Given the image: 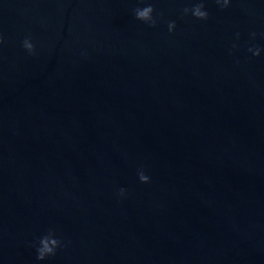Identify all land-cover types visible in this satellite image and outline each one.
Wrapping results in <instances>:
<instances>
[{"label":"water","instance_id":"water-1","mask_svg":"<svg viewBox=\"0 0 264 264\" xmlns=\"http://www.w3.org/2000/svg\"><path fill=\"white\" fill-rule=\"evenodd\" d=\"M196 2L0 0V264H264V0Z\"/></svg>","mask_w":264,"mask_h":264},{"label":"clouds","instance_id":"clouds-1","mask_svg":"<svg viewBox=\"0 0 264 264\" xmlns=\"http://www.w3.org/2000/svg\"><path fill=\"white\" fill-rule=\"evenodd\" d=\"M216 4L219 6L221 10L224 8H227L229 5V0H215ZM134 16L136 20H139L150 27H154L156 25V19L153 16L154 8L151 4H148L147 6L143 8H135L134 10ZM191 13L192 17H194L197 20H207L208 19V12L205 9V3L204 0H197V2L191 7H185L182 9L183 15H188ZM175 28V22H169L168 23V31L171 33ZM253 38H255L256 33L250 34ZM237 38H239V33L236 34ZM22 46L24 49L28 51L29 54H32L34 52V45L30 42L29 38H25L22 42ZM232 48L235 49L236 45L233 44ZM248 51L253 54V56H257L260 54L261 49L259 47H249ZM138 178L140 182L147 183L149 181V177L144 174L142 170L138 171ZM125 192V189L121 188L119 189V194L122 196ZM39 246L36 248V259L37 260H44L46 257L54 256L56 254V250L63 246L62 241L55 237V234L53 231H49V233L46 236H43L39 239Z\"/></svg>","mask_w":264,"mask_h":264}]
</instances>
